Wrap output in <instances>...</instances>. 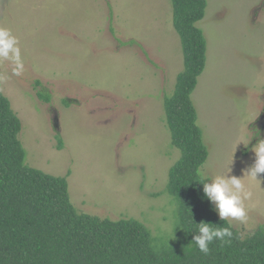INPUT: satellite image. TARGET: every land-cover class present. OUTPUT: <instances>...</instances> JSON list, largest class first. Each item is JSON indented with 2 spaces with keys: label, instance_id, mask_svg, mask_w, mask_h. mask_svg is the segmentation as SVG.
I'll use <instances>...</instances> for the list:
<instances>
[{
  "label": "rangeland",
  "instance_id": "obj_1",
  "mask_svg": "<svg viewBox=\"0 0 264 264\" xmlns=\"http://www.w3.org/2000/svg\"><path fill=\"white\" fill-rule=\"evenodd\" d=\"M206 4L197 23L206 64L190 96L208 150L200 173L243 178L264 138V0ZM0 27L18 38L25 63L20 77L0 63L25 165L67 177L78 214L133 219L162 243L176 241L167 183L181 151L163 104L183 53L170 0H0ZM258 179L243 181L253 192L247 221H227L242 237L264 226Z\"/></svg>",
  "mask_w": 264,
  "mask_h": 264
},
{
  "label": "trees",
  "instance_id": "obj_2",
  "mask_svg": "<svg viewBox=\"0 0 264 264\" xmlns=\"http://www.w3.org/2000/svg\"><path fill=\"white\" fill-rule=\"evenodd\" d=\"M172 23L183 53V70L164 100L172 146L181 151L168 173L167 192L176 205L179 237L162 243L133 219L78 214L67 177H55L24 163L21 122L0 89V264H264V226L242 237L218 215L203 193L201 167L207 146L191 101L206 64V39L197 23L206 0H170ZM201 221L231 227L230 245H209L205 255L192 243Z\"/></svg>",
  "mask_w": 264,
  "mask_h": 264
},
{
  "label": "clouds",
  "instance_id": "obj_3",
  "mask_svg": "<svg viewBox=\"0 0 264 264\" xmlns=\"http://www.w3.org/2000/svg\"><path fill=\"white\" fill-rule=\"evenodd\" d=\"M3 62L9 64L12 76L20 77L25 73L20 42L12 30L7 27H0V63ZM8 78L6 73H0V83ZM256 136L260 137L258 131ZM251 151L254 153V163L244 170L243 178L229 174L215 175L209 178L206 173H200L203 177V182L200 184L203 186L204 196L213 205V210L220 221L245 223L248 219L245 201L252 199L253 192L246 188L243 181L247 177L251 181L261 184L258 177L260 174H264V138H259ZM196 225L197 234L193 235L191 244L194 243L201 253L208 255L209 245L214 241H219L221 246L232 243L231 227L215 226L204 221Z\"/></svg>",
  "mask_w": 264,
  "mask_h": 264
}]
</instances>
